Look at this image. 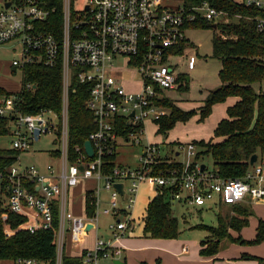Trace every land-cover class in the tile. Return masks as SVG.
I'll return each mask as SVG.
<instances>
[{"label":"built area","instance_id":"2783aa9c","mask_svg":"<svg viewBox=\"0 0 264 264\" xmlns=\"http://www.w3.org/2000/svg\"><path fill=\"white\" fill-rule=\"evenodd\" d=\"M52 1L55 0H1L0 45L15 41L20 51V57L13 58L11 66L21 68L35 61L46 66L60 61L61 66L59 114L47 110L21 114L14 108L13 96L0 99V116L12 117L11 148L25 152L48 132L55 135L57 145L53 155L57 169L50 164L41 168L13 163L0 171V222L6 236L18 230L49 229L52 205L56 201L57 254L53 264H61L64 235L67 234L73 246L87 224L96 230L97 216L110 215L112 220L105 225L109 237H95L91 247L78 256L79 264H99L100 260L113 264L120 249L112 243L130 227L128 211L140 182L145 181L152 188V196L162 188L169 189V201L185 208L232 205L245 199L264 198V152L255 157L241 177L223 179L214 168L208 169L202 161L193 159L195 149L191 142L177 146L175 152H182V159L175 160L178 167L168 170L155 165L164 159L158 155L157 144L140 143L142 123L154 124V120L165 114V108L157 105L155 98L186 82L185 75L176 68L182 66L185 71L193 68L191 57H185L183 50L174 51L185 41L186 25L195 19L212 23L227 20L226 11L216 8L215 0H59V37L44 29L56 10ZM236 1L264 10V0ZM5 2H9L7 7ZM172 58H182L184 62H174ZM118 60L135 71L139 82L136 91L123 90L115 83L117 67L113 65ZM72 68L74 72H70ZM71 75L88 88L84 105L94 124V130L85 139L91 147L90 157L82 146L67 148L66 88ZM117 119L127 127L122 136L114 131ZM115 139L139 146L136 164L133 167L114 164L110 172L102 173V158L115 152ZM85 179L101 184L89 194L92 214L79 218L66 209L65 196L70 187ZM113 183H121V196L112 187ZM99 188L107 192L102 208ZM9 213L25 220L11 228L7 222ZM8 264L41 263L29 257H17Z\"/></svg>","mask_w":264,"mask_h":264},{"label":"trees","instance_id":"16d2710c","mask_svg":"<svg viewBox=\"0 0 264 264\" xmlns=\"http://www.w3.org/2000/svg\"><path fill=\"white\" fill-rule=\"evenodd\" d=\"M55 12L49 16L48 23L44 25L46 31H51L59 37L60 2L52 1ZM216 8L226 11V21L206 22L195 19L186 26L210 27V56L218 63L216 77L219 86L207 91L201 105L193 110L183 111L173 106L163 94L155 98V103L166 109L167 114L154 120V134L165 137L166 132L175 122H183L194 114L200 122L210 111L214 103L222 102L226 97H235L236 100L225 108V117L219 119L212 129V137L220 138L211 142L210 139L190 141L194 146L193 159L201 161L204 157L210 160L216 175L226 178H239L248 168V158L254 154L258 157L263 154L264 143V91L255 92L251 84L264 79V10L245 6L236 0H215ZM229 19V20H228ZM214 24V27H211ZM182 41L174 50L180 53L185 48ZM12 67L14 74L19 71V90L6 91L0 87V98L13 96L14 108L21 114H35L40 111H52L59 114L61 96V66L60 61L53 66L43 65L41 62H30L21 68ZM74 72L75 69L72 68ZM186 89V82L176 89ZM88 96L86 84L78 83L71 75L66 88V126L67 148L82 146L89 132L94 130L92 116L85 107ZM11 115L0 116V136L9 135ZM126 125L120 119L116 120L115 134L124 135ZM113 145H115L113 143ZM21 151L13 148H0V171H4L15 163ZM54 155L55 151H50ZM115 152L104 155L102 173L110 172L114 166ZM70 159V156L69 158ZM160 170L178 167V162L164 158L155 164ZM90 190L84 192V212L87 216L92 214L89 205ZM170 191L167 188L152 196L144 208L142 219V235L153 239H173L176 236V218L171 215ZM227 206L229 213L215 214V225L207 226L196 224L193 228L204 230L207 236L200 240L199 255H212L218 249L221 239L236 241L238 243L256 244L264 238V223L257 221L255 234L251 240H241L238 237L231 239L227 230H238L246 223L248 211L246 205L241 203L232 205H216L211 207ZM209 207V208H211ZM236 215V216H235ZM25 218L9 213L7 222L15 228ZM58 228L57 202L52 205L51 227L37 229L33 232L18 230L6 236L2 231L0 222V264L17 257H29L38 260L41 264H53L57 254L56 232ZM61 264H79V256H67L60 253ZM146 264V263H141ZM153 264H158L155 261Z\"/></svg>","mask_w":264,"mask_h":264},{"label":"rangeland","instance_id":"374dc122","mask_svg":"<svg viewBox=\"0 0 264 264\" xmlns=\"http://www.w3.org/2000/svg\"><path fill=\"white\" fill-rule=\"evenodd\" d=\"M1 7V0H0ZM229 20V19H228ZM212 34V28L210 27H191L186 26L183 30V36L186 41L185 48L183 49L185 57H191L194 63V68L192 71L186 72L182 66L176 68L177 71L182 72L183 75L188 76L187 82V91L182 93H173L172 91H165L164 93L170 92L171 97L178 99H184L188 101V106L194 105L196 102L202 100L207 93V91L215 89L219 86V81L216 77V71L218 69L219 63L218 61L210 56V38ZM20 57L19 46L15 41H11L6 43L0 49V87L4 88L6 91L16 92L19 90V81L20 74L19 71L13 74L11 72V61L13 58ZM174 62H184L182 58H172L170 59ZM114 67H117L115 70V74L117 75V79L115 83L120 86L123 90L126 91H136L138 89V79L135 71L132 66L128 64H123L122 61L118 60L114 62ZM252 89L255 92L264 91V79L258 83L251 84ZM181 91V90H180ZM2 99V98H0ZM170 103L173 104V100L168 97ZM181 101V100H179ZM185 105H183L184 107ZM197 108H192L189 110H193L196 112ZM222 105H216L214 109H212L209 115L204 118L200 122H196V118L189 117L187 120L183 122H175L173 126L166 132L167 137L169 139L177 138L178 141L187 142L190 139H206L210 136L211 126L214 120L218 118L219 114L222 113ZM165 114H167L165 109ZM52 121L55 122V119L52 118ZM155 127L152 123L148 121H144L142 123V130L140 134V143L145 144L146 142H162V137L160 135L154 134ZM162 138V139H161ZM11 140L12 136L3 135L0 136V148L9 149L11 148ZM181 142L172 141L167 144H162V150H165L166 147L170 151V153L177 150V146L181 144ZM115 158L114 163H120L121 165L133 167L136 164L135 156L139 153V146L136 144H130L122 142L120 139H115ZM165 145V146H164ZM57 149V145L55 143V135L48 132L42 134L37 141H34L30 144L29 148L25 152H20L17 155V159L15 163H19L20 165H36V166H44L46 164L52 165L55 169H57V160L48 155L47 152L54 151ZM169 153V156H170ZM174 157L175 160L182 159V152L179 153V156H171L169 158ZM172 160H174L172 158ZM203 165L210 169L211 163L207 157H204L202 160ZM89 180H80L73 188L68 189L66 194V199H68V210L69 208L73 213L79 212L77 207L80 205V196L75 194H80L81 191L85 188L86 183ZM101 183L99 182V185ZM127 182H125V187ZM142 187L144 188V192L142 191ZM137 195L136 199L135 196ZM153 195L152 188L145 182H140L137 184L134 200L131 207V217L133 219L132 231L127 233L126 236L130 238H142L141 226L142 219L144 217V207L146 204V200ZM106 196V192L103 189L99 191V197L104 198ZM101 207V204L99 205ZM211 207V206H210ZM170 210L171 215L176 218V236L167 243V245L161 246L158 243H146L144 249L142 251L135 252L134 250L127 251V257L131 261H135L137 256L141 253L147 254L150 257L157 256L162 258L164 263H168L171 258H173L176 251H178L180 245H186L192 249V247L198 245L200 240H203L207 233L204 230L193 228L192 226L196 224H203L207 226L215 225V214L218 212L220 215L225 213H229L227 206L211 207L208 206L202 207L201 209H195L192 207L185 208L184 206L179 205L177 202L170 200ZM70 212V211H69ZM236 216V215H235ZM117 217V216H116ZM119 219L123 218L119 216ZM111 218L108 215L99 214L97 216V223L99 228ZM101 232V230H100ZM99 232V234H101ZM97 234V233H96ZM102 236H104L102 234ZM66 241H68V237H66ZM222 247H224L227 242H231L230 240L223 239L220 241ZM76 246V243H74ZM72 249V245L68 246V243H65L64 252ZM139 263V262H138ZM136 263V264H138Z\"/></svg>","mask_w":264,"mask_h":264},{"label":"crops","instance_id":"0c3cea01","mask_svg":"<svg viewBox=\"0 0 264 264\" xmlns=\"http://www.w3.org/2000/svg\"><path fill=\"white\" fill-rule=\"evenodd\" d=\"M4 45L5 44L0 45V49ZM193 68H194V63H193ZM193 68L189 71H192ZM186 72H188V71H186ZM185 80L188 81L187 75H185ZM186 86H187V82H186ZM166 91H172L175 94V93L186 92L187 88L185 90L179 88V89L166 90ZM164 92L165 91H163V95L167 98L168 97L171 98L173 100V104L177 108H179L183 111H187V110L192 109V108H198L201 105L202 100H200L199 102H196L194 105L188 106L187 105L188 101H185L184 99H179L181 101H179L178 99L176 100V98L171 97L170 92H169V94L168 93L165 94ZM235 100H236L235 97H226L222 102L214 103L211 105L210 111L212 109H214V107H216V105H219V104L222 105V111H221L222 113H220L218 118H216V120H214V122L212 123V126L210 127L211 132H212V129L215 126L216 122L219 119L225 117V108L227 106L232 105ZM183 105H185V106L183 107ZM210 111H209V113H210ZM209 113H208V115H209ZM192 117L196 118V122H198L197 121V114L192 115L191 118ZM206 117H204V118H206ZM152 125L155 127L154 124H152ZM155 135H158V134H155ZM162 138H161L162 142H160L162 144L163 143L167 144V143L172 142V141L181 142V141H178L177 138L169 139L167 137V133H166L165 137H162ZM208 139H210L211 142H216V141L220 140V138L212 137V134L210 133V136H208L206 139H202V138L201 139H190L187 142H190L192 140L193 141H196V140L206 141ZM152 143H155L158 145V150H159L158 155H160L163 158H169L172 155L173 156H179V154H176L175 151L170 153V151L167 149V147L165 150L161 151L163 149L162 144H160L158 142L153 141ZM181 143H186V142H181ZM47 153H48V155L53 157V155H51L50 152H47ZM169 153H170V156H169ZM172 158L175 161V158L174 157H172ZM172 158H169V159L172 160ZM117 164L121 165L120 163H117ZM44 166H39V167L43 168ZM85 180H89L86 183L85 188L81 191L80 194L79 193L75 194V197L77 195L80 196V205H79V208L77 207L79 212L73 213L70 208L68 210V207H67L68 199L66 201V209L68 211H70L69 213L71 215H73L75 217H79V218H83V217L87 216L84 212V192L86 190L91 191L93 188H95L97 186L100 187V185H99L100 181H95L93 179H85ZM73 187L74 186L70 187L69 190ZM100 189L101 188H99V190H98V197H99ZM142 191L144 192L143 187H142ZM106 195H107V192H106ZM136 197H137V195L135 196V199H136ZM150 198H148L146 200V203ZM99 199L102 201L101 207H100V208H102L105 206L106 196L104 198L99 197ZM241 204L246 205V208L248 211V215L246 216V223L244 226L240 227L236 231L228 229L227 234L231 239L238 237L241 240L248 241L254 237L255 227L257 225V221L260 220L261 222L264 223V198H261L259 200H255V201L245 199V200H243V202ZM131 207H130V210L128 211V216L130 219L129 229L124 230L121 233V235L117 238V240L112 243L113 246H116L120 249V255H119V258L117 260L121 261L122 264H136L138 262H139L138 264H141L142 262L146 263V264H153L155 261H157L158 264H166V263H164L162 258H159L157 256L156 257L155 256L150 257L149 255L144 254V253H141L139 256H137L135 261H131L130 259H128L127 254H126L128 250H134L135 252H138V251H142L144 249L143 245H145L146 243H148V244L158 243V245L164 246V245H167V243L170 241V239L148 238L144 235H142V238H130V237L126 236L127 233L132 231V226H133V219L131 217ZM201 208H195V209H198V211H199V209H201ZM108 217H110L112 220V217L110 215H108ZM110 221H108V222H110ZM106 223L104 224V226H102L101 229L99 228L98 223H97L96 230H92V226L90 227L91 224H87L88 227L85 229V232H83L79 236V241H78V243H76V246H74V245L72 246V249L73 248L74 249L71 251L69 249L66 252H64L65 243L67 242L68 246L70 245V243H69V241H66V237H68V236H67V234H65L63 246H62L60 252L64 253L67 256H78L82 250L88 249L91 247L95 237L98 236V237H102V238H108L109 235L105 229ZM100 230L102 233L100 232ZM99 232L101 234H99ZM102 234L104 236H102ZM221 240H223V239H221ZM220 241L218 243V249L216 250V252L212 255H205V256L198 254L199 245L192 247L191 250L186 245H180L178 251H176L173 258H171V260L167 264H261V262H264V238H263V240H261L259 243H256V244L238 243L236 241L230 240L231 242H227L228 244H226L224 247H222V244ZM183 248H184V250H183ZM8 263H9V261H2L1 262V264H8ZM99 264H111V262H109L107 260H100Z\"/></svg>","mask_w":264,"mask_h":264},{"label":"water","instance_id":"95a60500","mask_svg":"<svg viewBox=\"0 0 264 264\" xmlns=\"http://www.w3.org/2000/svg\"><path fill=\"white\" fill-rule=\"evenodd\" d=\"M9 5V2H5L4 3V6L7 7ZM211 27H214V24H211ZM34 134H37V130L34 131ZM82 147H83V150L84 152L86 153V155L88 157L91 156L92 152H91V147H90V144L87 140L83 141L82 143ZM255 160V155L252 154L250 155V157L248 158V161H247V164L248 165H251L253 163V161ZM112 187L117 191V193L121 196L122 195V185L121 183H113L112 184ZM88 226L86 225L85 226V229L87 228ZM113 264H122L121 261L119 260H114L112 262ZM261 264H264V262H261Z\"/></svg>","mask_w":264,"mask_h":264}]
</instances>
